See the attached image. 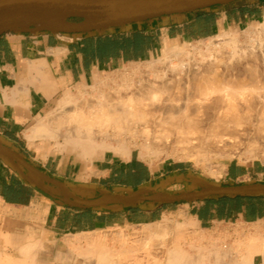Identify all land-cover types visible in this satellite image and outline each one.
I'll return each instance as SVG.
<instances>
[{
  "label": "crops",
  "instance_id": "obj_1",
  "mask_svg": "<svg viewBox=\"0 0 264 264\" xmlns=\"http://www.w3.org/2000/svg\"><path fill=\"white\" fill-rule=\"evenodd\" d=\"M253 1L264 0L217 5L82 34L59 33L36 26L2 34L0 148L17 154L83 199L197 190L193 186L201 182V177L184 162L148 165L132 153L124 157L110 150L96 151L88 159L69 147L57 150L56 145L61 141H29L25 134L47 111L63 113L66 108L57 103L67 92L76 93L84 86L94 85L102 76L124 64L150 59L160 50L164 40L177 41L198 33L212 34L220 30V22L240 24L257 12H264V2L261 7L250 8L248 3ZM56 122L52 119L48 124ZM223 179L225 182L220 186L264 183V166L232 163L227 166ZM173 207L176 209L172 210ZM178 213L195 219L201 230L214 225L227 230L231 235L227 239L230 246L241 242L240 256L245 254V243L252 238L260 245L264 240V196L210 197L196 202H146L78 209L65 203L59 188L0 154V254L13 253L28 243L45 240L49 256L46 264H86L79 257L69 256L63 238L113 228L155 227L160 220ZM254 233H257L255 237ZM249 235L252 238H248ZM254 254L251 264H262L264 250Z\"/></svg>",
  "mask_w": 264,
  "mask_h": 264
},
{
  "label": "bare ground",
  "instance_id": "obj_2",
  "mask_svg": "<svg viewBox=\"0 0 264 264\" xmlns=\"http://www.w3.org/2000/svg\"><path fill=\"white\" fill-rule=\"evenodd\" d=\"M259 25L262 28L261 31H264V23H259ZM225 27L226 25L220 22V30L223 34L221 36L219 35V37H223V39L220 45L218 44L220 50L217 53H215L216 51L214 52V60H206L210 53L207 51L208 54H199V56L204 57V62L202 60L201 62H195L194 58V60L190 59L185 47H169L166 40H164L163 44L161 43L163 45L162 58L160 57L161 59L159 58L157 61L160 63V66H156L158 63L151 62L148 66L149 69L147 68L149 70L148 73L146 72L147 74H143L139 70L135 73L131 72L133 75H128L123 79L119 78V80H122V84L118 83V85H115L116 88L113 86L115 89L110 93L106 92V97L105 95L101 98L99 97V100L94 101L92 99L93 101L91 102V100H83L85 98L82 97H80L82 99L76 100V98L72 99V96L66 93L64 99L59 103L66 110L63 113H52V110L47 111L49 115L47 113L48 116L44 114L45 117L40 118L27 131L25 134L26 138L29 141L35 139L44 141L61 140L62 143L56 145L57 150H64L69 147L76 154L87 156V158L96 151L103 152L108 149L111 150V144L113 143L117 144V147L115 145L114 147L120 150L124 157L128 156L130 150L136 147L137 140L140 141L137 146L140 149L144 147L151 155H157L167 148L175 149L177 147L188 158L194 159L197 162L205 161L207 164L208 161L216 157H229L232 154L238 155L245 148H250L248 149V153L252 158L257 156L259 152L257 146L260 144L264 145V40L263 42L260 40L263 35L260 36V41L256 40L257 42H254L255 40H251V42L247 43L246 41H242V38L240 39L237 31L234 33L225 32ZM227 29L229 30V28ZM251 30L250 27L246 32H251ZM255 34L257 36V33ZM247 41L249 40L247 39ZM218 57H222L223 61L220 58L222 63L218 62V59L217 63L219 65H216L215 60ZM185 58L188 60L185 61ZM224 59L226 60L224 61ZM125 74L127 75V73ZM106 82H103L105 85H102L106 86ZM90 86L92 87L94 85ZM80 94H82V91ZM52 119L57 120V122L54 125L48 124ZM127 139H132L135 142L126 144ZM113 149L115 150V148ZM111 151L113 152V150ZM221 166L215 168L213 171L211 170L212 174L217 177L223 176L225 169ZM160 221L155 227L146 226L148 229L141 232V234L139 233L136 239H132V243L134 240L136 245L137 241H139L138 245H140V240L145 238L147 240L151 238L149 240L152 243L154 237L158 239L160 236L161 238L165 236V232L161 234L164 229L173 228L172 230L174 232L171 231L175 235L179 234L181 236L183 235V237H188V234H191L192 231L196 233L192 229L197 225L195 219L180 217L178 221L174 222L173 220L172 223L169 217H166ZM159 230L162 231L160 232ZM255 230L256 232L260 231L258 229ZM98 233L97 235L95 234L96 236L94 235L95 237L84 234L82 235L83 237L73 236L65 239L64 245L68 248L69 256L79 257L81 262L86 264H117L114 261L116 259L114 258L113 260L112 257L117 251L111 249L113 243L111 246H108L106 240ZM249 233L252 235L253 232L250 231ZM209 234L207 233V236L211 238ZM256 234L254 233L253 236L255 237ZM118 235L123 240L122 235ZM191 235L190 237L192 238L195 236V234L193 236ZM196 235L198 234L196 233ZM210 235L212 236V234ZM258 236L261 239V236ZM175 237L177 238V236ZM198 237L196 236L195 240L199 244L197 240L201 239V235L199 239H196ZM247 237L252 238L250 235ZM178 238L177 241H179ZM212 239L215 238L212 237ZM181 240L184 242L185 238ZM174 241L176 240L174 239ZM249 241L248 243L244 242L247 246L243 243V246H246L244 250L245 254H242L239 256L241 258L237 259L229 254L234 249H230L229 252H224L218 248L223 244L221 246L215 244L216 247L211 242V245L209 244L210 246L208 247L202 244L204 248L203 246L197 248L199 250L198 252L196 251L197 254L193 253L194 256L188 253L186 248L181 249L183 246L179 248L177 245L175 248H170V250L168 247L166 250V246L164 247L163 244L162 247L161 245L159 246L162 249L158 248L161 252L159 250L151 252L152 254H156V252L162 253L161 256L159 255L160 253H157L156 259L154 254L152 256L150 253L149 255L152 256V259L145 260L148 254L146 253L148 251H146V255L144 254L145 257H141L143 256L141 255L142 253L140 254L141 256H137V253L133 255V260L130 263L127 262L129 264H152L151 260H153V264H251L254 253H263L264 240L261 242V245L257 244V240H253V238L252 241ZM185 242V246H187L189 243L187 241ZM209 242L206 243L205 241L204 243L208 244ZM125 243L127 242L125 241ZM125 243H123L124 247L120 245V247H123V250L121 247V251H124L123 253L126 252L127 248L125 247L127 246L129 248L127 252L135 248V245H132V243L128 242L131 245L127 246H125ZM151 243L149 246H151ZM47 244L48 242L46 241L28 243L19 249V258H16L17 260L14 264H26L27 259L31 261L30 263L40 264L42 258L38 259L41 255L39 249L47 246ZM152 245L156 247L157 243L155 245L154 242ZM167 245L170 244L168 243ZM237 246L235 249L239 247ZM143 247H145V243ZM163 247L165 250H163ZM189 247L193 248V245ZM136 248L138 249L139 247ZM153 248L150 247V249ZM223 248L225 249L226 247ZM242 248L244 249L245 247ZM138 250H142V247ZM162 250L165 252L163 253ZM38 251L40 255H38ZM233 253L236 255L234 251ZM36 255H38L37 258L35 257ZM122 258L125 259L126 257ZM8 262L10 263V261ZM0 263L6 264L5 262ZM262 264H264V261Z\"/></svg>",
  "mask_w": 264,
  "mask_h": 264
},
{
  "label": "water",
  "instance_id": "obj_3",
  "mask_svg": "<svg viewBox=\"0 0 264 264\" xmlns=\"http://www.w3.org/2000/svg\"><path fill=\"white\" fill-rule=\"evenodd\" d=\"M241 1L248 0H0V36L10 31L28 30L33 26L65 34L103 31ZM0 154L11 158L42 181L59 188L65 203L78 209L140 205L146 202H196L210 197L264 196V183H246L211 185L180 194L150 192L83 199L73 194L63 183L42 174L17 154L5 148H0Z\"/></svg>",
  "mask_w": 264,
  "mask_h": 264
},
{
  "label": "rangeland",
  "instance_id": "obj_4",
  "mask_svg": "<svg viewBox=\"0 0 264 264\" xmlns=\"http://www.w3.org/2000/svg\"><path fill=\"white\" fill-rule=\"evenodd\" d=\"M264 1H253V2H250V3H248L249 4V6H250V8H255V7H257V6H260L261 7V4L263 3ZM262 9H264V7H262ZM259 23H264V12H257L256 14H255V16L254 17H251V18H248V19H246V20H243L240 24H229V25H226V27L224 28V31L225 32H232V33H234V32H236L237 31V33H238V35H239V37H240V39L242 38V41H246L247 43H249V42H251V40L253 41V40H255L254 42H257V41H260L261 40V42H263V40H264V31H261L262 30V28H261V26L259 25ZM250 27H251V32H246V30H248V29H250ZM227 28H229V30L227 29ZM259 30H260V32H259ZM257 33V36H255L256 34L254 33ZM257 31V32H256ZM222 31L221 30H219L218 32H213L212 34H208V35H200L199 33L198 34H196L194 37H191V38H184V39H180V40H177V41H169V42H167V44H168V46L169 47H172V46H178V47H180V48H184L185 47V49H186V51L188 52V56L190 57V59L191 60H194L195 62H201V60L204 62L205 61V59H204V57H202L201 55V57L199 56V54L201 53V54H208V52L207 51H209L210 53L208 54L209 55V57H208V59H206V60H212L213 59V57H214V59H215V53H217L220 49H219V45H220V42L222 41V39H223V37H219V35L221 36L222 34H223V32L221 33ZM227 32V33H228ZM242 33V34H241ZM249 33H251V34H249ZM261 33V34H260ZM247 34V35H246ZM249 34V35H248ZM258 34H259V36H258ZM254 35V36H253ZM261 35H263V37L261 36ZM243 36V37H242ZM246 36H248V37H246ZM250 36V37H249ZM260 36H261V39L259 40V38H260ZM212 37V38H211ZM258 37V38H257ZM243 38H245V39H243ZM247 39L249 40V41H247ZM257 40V41H256ZM219 42V43H218ZM211 43H212V45H211ZM219 44V45H218ZM209 45H211V46H209ZM182 46V47H181ZM209 47V48H208ZM208 50H207V49ZM216 48V49H215ZM162 49H163V45H161V47H160V50H158L157 52H156V54L153 56V57H151L150 59H144V60H140V61H135V62H130V63H127V64H124L121 68H119L118 70H115V71H113V72H110V73H108V74H106V75H104V76H102L98 81H97V85L96 84H94V86H88V87H84V88H81L80 90H79V92L78 93H72V92H67V94L68 95H70V96H72V99H75L76 98V100H78V99H82V98H85V99H83V100H86V101H90L91 100V102L94 100H99L102 96H104L105 95V97H106V95H107V93H110V92H112L116 87H115V85H118V83L119 84H122V80L121 79H123L124 77H126V76H128V75H133V73H135L136 71H141V73H143V74H145L146 72L148 73V69H149V65H150V63L151 62H155V64L156 63H158L157 61L159 60V58L161 57L162 58ZM198 49V50H197ZM200 51V52H199ZM202 51V52H201ZM205 51V52H204ZM216 51V52H215ZM199 52V53H198ZM215 52V53H214ZM212 53V54H211ZM160 58V59H161ZM194 58V59H193ZM222 59V61H223V58L222 57H218V58H216V63H215V61H213L216 65H219V63H217V60H218V62H221L222 63V61H220L221 59ZM213 59V60H214ZM188 59H186L185 58V61H187ZM226 59H224V61H225ZM160 66V63H158V64H156V66ZM215 65V66H216ZM148 68V69H147ZM138 69V70H137ZM131 72H133V73H131ZM125 73H127V75L125 74ZM146 73V74H147ZM125 74V75H124ZM123 76V77H122ZM119 78H121L120 80H119ZM100 81V82H99ZM101 81H103V82H105V81H107L106 83H107V85L106 86H103L102 84H104L105 85V83H101ZM113 83H112V82ZM120 81V82H119ZM114 82H115V84H114ZM114 84V85H113ZM96 85V86H95ZM99 86H100V88H99ZM115 88H114V87ZM94 87H96V88H94ZM102 87V88H101ZM106 87V88H105ZM85 89H86V91H85ZM91 89V90H90ZM99 90V92H98V90ZM108 91H107V90ZM110 89V90H109ZM88 90V91H87ZM97 92H96V91ZM81 91H82V94H80L79 95V93H81ZM84 91H85V93H84ZM91 91H93V92H91ZM105 91V92H104ZM107 92V93H106ZM106 93V94H105ZM84 94H85V96H84ZM97 94V95H96ZM79 95V96H78ZM80 97H82V98H80ZM100 97V98H99ZM93 99V100H92ZM61 101V100H60ZM60 101H58V103L57 104H59V102ZM58 141H61V140H58ZM131 142H135L134 140L132 141V139H127V142H126V144H128V143H131ZM137 143V145H139V142L140 141H136ZM134 144V143H133ZM114 145L117 147V144H115V143H113V144H111V147H112V149L111 150H113V153H115V151H116V153L115 154H117V155H121V156H123V154H121V152H120V150H118L116 147H114ZM136 145V147H134L133 149H131L130 150V153H132L133 155H135V156H137L140 160H142V161H144L146 164H148V165H157V164H167V163H172V162H184L185 164H187L188 165V167L191 169V168H193L192 170L196 173V174H198V175H200V177H201V182H199L198 184H196V185H194L193 187H195V188H200V187H206V186H211V185H221V184H223L225 181H224V174H223V176H220V177H217L216 175H213L212 174V171L215 169V168H219L221 165V167L222 168H224L225 169V171H226V168H227V166L229 165V164H232V163H236V164H240V165H244V166H254V167H259V166H264V145H262V144H260V145H258L257 147H258V154H257V156H254L253 158H252V156L248 153L249 152V150L248 149H250V148H248V149H242L240 152H239V154L238 155H236V154H232V155H230L229 157H224V156H221V157H216V158H214V159H211L210 161H208V164H207V162H205V161H199V162H197L196 160H192V159H190V158H188L186 155H185V153L183 154V152L179 149V148H167V149H164L165 150V152H164V150L162 151V152H158L159 154H157V155H151L150 153H148L147 152V150L144 148V147H141V149H140V147L139 146H137ZM262 147V148H261ZM113 148H115V150L113 149ZM260 148V149H259ZM145 149V150H144ZM109 150V149H108ZM110 150V151H111ZM167 150V151H166ZM172 150V151H171ZM170 151V152H169ZM245 151V152H244ZM120 153V154H119ZM262 154V155H261ZM80 155V154H79ZM186 157H185V156ZM80 156H82V155H80ZM239 156H240V158H239ZM185 157V158H184ZM246 158V159H245ZM250 158V159H249ZM197 164H196V163ZM207 165H206V164ZM209 168H211V169H209ZM207 169V170H206ZM211 172H210V171ZM225 173V172H224ZM176 209V207H173L172 208V210H175ZM180 214V215H179ZM175 215H177V216H175ZM175 215H169V216H167V217H169V220L173 223V220H174V222H176V221H178V218H182V217H184V218H186V214L185 213H178V214H175ZM182 215V216H181ZM185 215V216H184ZM171 217V218H170ZM177 217V218H176ZM187 219V218H186ZM146 229H148L147 227H144L143 228V226H139V227H134V228H132V229H124V228H113V229H107V230H105V231H102V232H97L98 234H100V236L101 237H103L105 240H106V242H107V244H108V246H111L112 245V243H113V247L111 246V249H115V250H117L116 251V254L114 255L113 254V260H114V258L116 259V260H114L115 261V263H117V264H119V263H122V264H129L132 260H133V255H136L137 253V256L138 255H140L141 253V255H143V256H141V257H145L144 256V254L146 255V253H148L147 254V257H145V260H147V259H152V256H153V254H154V256H155V259L157 258V253H160L161 252V250H159L161 247H162V245L164 244V247H165V249L167 250L168 249V247H169V250H170V248L172 249L173 247L175 248V246H179V248H181L182 246V248L181 249H184V248H186L187 249V251H188V253H190V254H192L193 255V253H196L197 254V252H198V250L199 249H197V248H199V247H202L203 245L205 246V245H207L206 247H208V246H210L211 244V242L212 243H214V245L216 244V245H218V246H221L222 244V246L221 247H218V248H220V250L222 249L224 252L226 251V252H229L230 251V249L232 250V249H234L233 251L236 253V252H238L239 250H238V248H240V246H239V243L237 242H235L234 243V245L233 246H230L229 244H228V242H227V239L229 238V237H231V235H229V234H227V230H224V229H222L219 225H214V227L213 228H211V229H208V230H200L197 226L196 227H194V228H192V229H194V231L198 234V235H196V233H194L192 230V235L191 234H188V237L187 236H185V237H183V235L181 236V235H179V234H174L173 232V228H171V229H164V231L163 232H161L160 230V232H161V234L163 233L164 234V232H165V236L167 237H165L164 235V237L163 238H161V236L158 238V239H155V237H154V240H152V243L150 242V240H151V238H148V240L145 238V239H142V240H140L141 242H140V245H138L139 244V241H137V246L135 245V241L133 240V243H132V239H136V236H138V234L140 233L141 234V232H144ZM166 230V231H165ZM173 232H172V231ZM170 231V232H169ZM198 231V232H197ZM203 232V234H202V232ZM159 232V233H160ZM201 232V233H200ZM206 232V233H205ZM97 233H84V234H87L88 236L90 235V237H92V235H93V237H95L96 235H97ZM167 233V234H166ZM169 233V234H168ZM176 233V232H175ZM195 234V236L192 238V237H190V235L191 236H193L194 234ZM207 233L209 234H212V236L209 234V236L211 237V238H209L208 236H207ZM217 233V234H216ZM84 234H82V235H84ZM96 234V235H95ZM118 234H121L122 235V239L123 240H121L120 239V237H119V235ZM204 234H206V235H204ZM82 235H80L79 237H83ZM95 235V236H94ZM180 237H179V236ZM200 235H201V239L200 240H197V241H199V244H198V242H196V240H195V237L197 236H199L200 237ZM204 235V236H203ZM214 235V236H213ZM123 236H124V238H123ZM175 236H177V238H178V240L179 241H177V238L175 237ZM205 236H207V237H205ZM184 239L185 238V241H187L188 243V247L190 246V245H193V248H188L187 246H185L186 245V242L184 241L183 242V240H181L182 238ZM199 237L198 238H196V239H199ZM212 237L213 238H215V239H212ZM69 237H66V238H63L62 239V241H65V239H68ZM138 238H140V237H138ZM160 238H161V240H160ZM171 238V239H170ZM181 238V239H180ZM188 238H189V240H188ZM191 238V239H190ZM117 239V240H116ZM150 239V240H149ZM153 239V238H152ZM163 239H165V240H163ZM174 239L176 240V241H174ZM193 239V240H192ZM203 239H204V241H203ZM207 239H208V241H210L208 244H206L208 241H207ZM217 239V240H216ZM115 240V241H114ZM129 240V241H128ZM160 240V242H158ZM170 242H169V241ZM195 240V241H194ZM214 240H216V241H219V242H214ZM45 240H43V242H44ZM122 241V242H121ZM125 241L127 242V243H125ZM143 241V242H142ZM145 241V242H144ZM173 243H172V242ZM202 241V242H201ZM206 241V243H204ZM37 242H42V241H35V242H32V243H37ZM132 243V245H135V248H133L132 250H128V252H127V249H129L128 248V246L127 245H131V244H129V243ZM151 243V246H149V244H147V243ZM154 242H155V245H156V243H157V245H156V247L154 246V245H152V244H154ZM175 242H177V243H175ZM123 243H125V246H127V247H125V248H127L126 249V252L128 253H123L124 251H121V247L123 246ZM145 243V247H143V244ZM162 243V244H161ZM170 244V245H167V244ZM193 243V244H192ZM226 243V244H225ZM54 244V243H53ZM142 244V245H141ZM146 244H147V248H146ZM182 244V245H181ZM196 244V245H195ZM203 244V245H202ZM210 244V245H209ZM224 244H225V246H224ZM120 245H122L121 247H120ZM161 245V247L159 248V246ZM173 245V246H172ZM213 245V244H212ZM215 245V246H216ZM238 247V248H236L235 249V247L236 246ZM149 246V247H148ZM196 246V247H195ZM198 246V247H197ZM204 246H203V248H204ZM124 247V246H123ZM123 247H122V250H123ZM136 247H139L140 249H141V247H142V250H138ZM150 247L151 248H153V249H150ZM164 247H163V250H165L164 249ZM195 247V248H194ZM217 247V246H216ZM223 247H226L225 249L223 248ZM119 248H120V250H119ZM148 249V250H146V249ZM159 248V249H158ZM178 248V247H177ZM135 249H136V251H135ZM144 249V250H143ZM155 249V250H154ZM157 249V250H156ZM162 249V248H161ZM185 249V250H186ZM193 249V250H192ZM209 249V248H208ZM160 251V252H156V254L155 253H151V252H155V251ZM162 250V252L164 253L165 251H163ZM221 250V251H222ZM236 250H238V251H236ZM19 251V250H18ZM18 251H16V252H13V253H8V254H0V262H5L6 264H14L15 263V261L17 260L16 258H19L18 257ZM39 251H40V253H41V255L39 254ZM39 251H38V255H40L39 257L40 258H38V259H41L42 261L40 262V264H46L47 263V261H48V259H49V256L47 255L48 254V248H46V246H44V247H41L40 249H39ZM119 251V252H118ZM121 251V252H120ZM129 251H131V252H133V253H131V252H129ZM138 251V252H137ZM139 251H141L140 253H139ZM142 251H144V252H142ZM146 251H148V252H146ZM197 251V252H196ZM233 251L231 252H229V254L231 255V256H234V258H241V257H239L240 256V254H239V252L238 253H236V255H234V253H233ZM146 252V253H145ZM123 253V254H122ZM151 253V255L152 256H150L149 254ZM125 254H126V256H125ZM161 254L162 253H160L159 255L161 256ZM228 254V255H229ZM239 254V255H238ZM38 255H36L35 257L37 258V256ZM123 255V256H122ZM129 255V256H128ZM130 255H132V256H130ZM128 256V257H127ZM194 256V255H193ZM122 257H126L125 259H123ZM159 257V256H158ZM122 258V259H121ZM128 258V259H127ZM233 258V257H232ZM158 259H160V258H158ZM157 259V260H158ZM125 260V261H124ZM8 261H10V263L8 262ZM129 263H128V262ZM150 261V260H149ZM13 262V263H12ZM31 261L30 260H26V264H33V263H30ZM43 262H45V263H43ZM148 262V261H147ZM151 262H152V264H153V260H151ZM1 264V263H0Z\"/></svg>",
  "mask_w": 264,
  "mask_h": 264
}]
</instances>
